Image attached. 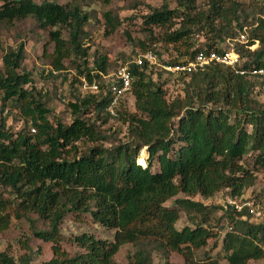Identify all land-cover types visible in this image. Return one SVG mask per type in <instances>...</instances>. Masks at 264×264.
Masks as SVG:
<instances>
[{
    "label": "trees",
    "instance_id": "1",
    "mask_svg": "<svg viewBox=\"0 0 264 264\" xmlns=\"http://www.w3.org/2000/svg\"><path fill=\"white\" fill-rule=\"evenodd\" d=\"M72 1L74 5H59L58 0L40 4L0 0V24L31 18L41 30L51 28L48 78L67 70L66 60L76 72L70 82L73 101L67 103L71 123L66 125L50 119L45 97L31 88L32 73L22 69L24 45L2 57L0 233L9 229L13 217L23 220L36 215L48 230H34L33 235L50 244L53 254L43 264H117L114 256L124 245L135 248L128 264H153L155 255L166 259L171 253L184 264L263 260L264 223H251L247 207L237 211L227 205L217 219L214 215L220 207L191 198L209 199L223 191L232 201H249L243 196L255 185L257 170H264V104L252 96L258 85H264V78L241 76L226 66L210 64L196 73L179 75L184 96L170 99L159 84L161 75L155 82L154 68L147 71V65H131L134 112L124 104L115 120L126 126L129 141L104 147L101 143L110 138L101 128L112 122L106 111L107 95L74 93L82 79L89 84L94 78L100 82L98 73L110 71L106 58H98L93 69H84L88 51L83 47V29L90 18L78 5L81 0ZM98 1L108 4L111 0ZM197 1L176 0L177 8L170 10L166 0L160 9L143 16L149 39L147 44L139 43L141 53L151 51L160 58L155 44L180 46L166 65H183L200 51L217 50L218 44L235 39L251 18L248 42L235 44V51L244 70L264 69V0L251 5L249 12L235 0H208L201 7ZM104 19L106 27L118 25L109 14ZM155 29L162 31L160 39ZM194 35H202L205 43L193 48ZM255 44L258 47L250 50ZM9 104L11 109L18 107L15 115L23 123L16 133L6 126L11 113L2 116ZM32 128L35 133L30 132ZM82 141L92 145L83 153L76 146ZM143 149L148 155L145 167L136 163ZM246 156H251L250 166L242 163ZM2 189L10 191L12 198L5 197ZM179 195L186 199L174 201ZM170 200L173 204L166 207ZM182 212L186 224L180 226ZM68 216H89L93 224L114 232L113 241L90 234L76 236L72 242L83 252L70 257L62 249L60 233ZM212 240L215 243L210 246ZM21 244L27 249L25 242ZM29 261L26 256L15 261L0 252V264Z\"/></svg>",
    "mask_w": 264,
    "mask_h": 264
},
{
    "label": "rangeland",
    "instance_id": "2",
    "mask_svg": "<svg viewBox=\"0 0 264 264\" xmlns=\"http://www.w3.org/2000/svg\"><path fill=\"white\" fill-rule=\"evenodd\" d=\"M36 4H40L44 0H33ZM166 0H111L108 4L98 0H81L78 5L89 15L90 21L83 29V47L88 51L87 65L84 69L91 70L94 68L93 64L98 58H106L108 71H113L120 64L128 62L132 57L142 54L139 48V43L143 42L147 44L149 39V33L145 30L142 17L150 14L152 9H160ZM241 2L247 8V12L252 9L251 5L256 6L259 4L258 0H235ZM208 0H198V7L206 4ZM59 5H74L72 0H58ZM167 5L170 10L177 8L176 0H167ZM109 14L113 18L115 26L113 29L106 27L104 15ZM251 18L247 21L246 31L251 28ZM177 27V26H176ZM175 27V28H176ZM54 30V29H53ZM52 31L51 28L47 30H41L36 22L27 18L23 21H15L10 25L0 24V70H2V57L9 49H16L19 44L24 45V59L22 63V69L26 72L32 73L34 84L31 88L35 93L40 92L46 100V105L51 109L52 114L50 119H59L63 124L69 125L71 123V111L67 107L68 102H72V94L70 90V82L76 76L75 70L70 66L69 60L64 61V66L67 70L60 74H56L55 78H48L47 73L51 71L50 60L48 55L52 53L53 46L48 41V33ZM157 38H161L162 31L155 29ZM63 36L67 39V32L62 30ZM226 40L224 43L218 44V46H227ZM191 43L193 48H198L205 43L202 35H194ZM257 44L252 47V51L257 48ZM156 52L160 54V58H157V66L154 67L156 77L155 82L159 80V84L163 85V88L167 90L169 98L183 97L184 96V84L183 80L178 79L179 76H168L167 72L163 69L166 67V63L177 56V53L181 50V47L163 46L160 43L155 44L153 47ZM44 49L46 52L43 53ZM81 63V61H79ZM66 78V80L64 79ZM28 88V87H27ZM83 88L80 86L74 93L81 95ZM253 100L259 104H264V85L261 87L258 85L254 89L252 94ZM168 99V100H170ZM12 104L8 105V117L6 126L10 131L16 133L22 126V120L19 116L15 115L18 112L16 109H11ZM125 108L134 112V100L132 97L127 98ZM102 133H105L109 137V142L101 143L104 147L114 146L120 143H126L129 141L126 126L119 122L110 121L101 128ZM80 152H84L88 147L92 145L86 141L76 144ZM139 158H142L143 163H139ZM147 151L143 149L136 160V163L141 166L147 165ZM242 163L246 166L251 164V156H246ZM154 171V170H153ZM255 173V185L248 189L243 199L249 200L248 204L260 213V217L251 219V223H264V170H257ZM5 197H10L11 192L1 190ZM186 199L185 196L179 195L175 200ZM173 200L166 203V207L173 204ZM193 201H198L206 206L220 207L215 211V218H220L226 209L227 200H230L225 192H220L214 197L204 199L200 196L191 198ZM232 201V200H231ZM239 206L242 205L238 201H234ZM186 224L185 216L182 212L180 226ZM34 230H48V225L38 220L36 215L29 216L28 219L16 220L14 217L11 220V225L8 230L0 233V252H5L15 261H18L22 257H30L29 264H43L48 262L53 254L51 245L39 241L33 235ZM60 233L63 237L62 249L71 257L77 253H82L72 240L74 237L82 234H90L96 239L113 241L114 232L108 231L92 223L89 216H81L75 218L74 216H68L60 227ZM26 243V248H23L22 244ZM215 242L212 240L210 246ZM135 252V248L131 245L122 246L117 254L114 256V261L117 264H128L132 255ZM199 256V254H198ZM153 264H184V260L177 254L171 253L168 258L164 259L161 256H156L153 259ZM220 264H225L223 261ZM248 264H264V259L260 261H250Z\"/></svg>",
    "mask_w": 264,
    "mask_h": 264
},
{
    "label": "built area",
    "instance_id": "3",
    "mask_svg": "<svg viewBox=\"0 0 264 264\" xmlns=\"http://www.w3.org/2000/svg\"><path fill=\"white\" fill-rule=\"evenodd\" d=\"M248 42V35L246 29L242 32H238L235 39L227 41V46H218L217 50L200 51L196 54L195 59L192 62L183 64V65H173L166 66L163 69L166 72H169L173 75H181L186 73L188 75L196 73L204 69V67L209 66L210 64H219L230 68L235 71L236 74L241 76H257L264 78V69H250L244 70L242 68V60L240 59L239 54L235 51V44L245 45ZM252 47H249L252 50ZM131 65L137 67H143L147 65V71L152 67L157 66V57L151 51H146L142 54H139L135 57H132L128 62L121 64L115 70L104 75L98 73L101 76V81L97 82L94 78L92 83L89 84L86 80H81L80 87L83 88L81 96L87 93H98L99 91L102 94L107 95L108 105L106 108L107 113L110 115L112 121H115L118 117L119 108L126 104L127 98L131 96V86L133 83V75L131 72ZM102 89H100V86ZM8 110L5 109L3 115H7ZM31 133H35V129L30 130ZM228 204L234 207L237 211H241L242 207H247L251 219L259 218L260 213L256 211L253 206L249 205L248 202L243 203L242 205L236 204L234 201L227 200Z\"/></svg>",
    "mask_w": 264,
    "mask_h": 264
},
{
    "label": "bare ground",
    "instance_id": "4",
    "mask_svg": "<svg viewBox=\"0 0 264 264\" xmlns=\"http://www.w3.org/2000/svg\"><path fill=\"white\" fill-rule=\"evenodd\" d=\"M139 163H143V160H142V158H139Z\"/></svg>",
    "mask_w": 264,
    "mask_h": 264
},
{
    "label": "clouds",
    "instance_id": "5",
    "mask_svg": "<svg viewBox=\"0 0 264 264\" xmlns=\"http://www.w3.org/2000/svg\"><path fill=\"white\" fill-rule=\"evenodd\" d=\"M257 46H258V45H257ZM152 68H154V67H152ZM147 73H148V72H147ZM26 88H27V87H26ZM6 109L8 110V108H6ZM3 112H4V111H3ZM7 115H8V114H7ZM7 115H3V113H2V116H4V117L7 116Z\"/></svg>",
    "mask_w": 264,
    "mask_h": 264
}]
</instances>
